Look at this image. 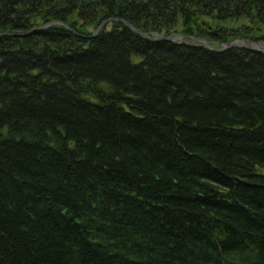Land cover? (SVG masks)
<instances>
[{
    "label": "trees",
    "instance_id": "16d2710c",
    "mask_svg": "<svg viewBox=\"0 0 264 264\" xmlns=\"http://www.w3.org/2000/svg\"><path fill=\"white\" fill-rule=\"evenodd\" d=\"M111 17L199 37L264 0H0V264H264V52Z\"/></svg>",
    "mask_w": 264,
    "mask_h": 264
},
{
    "label": "rangeland",
    "instance_id": "374dc122",
    "mask_svg": "<svg viewBox=\"0 0 264 264\" xmlns=\"http://www.w3.org/2000/svg\"><path fill=\"white\" fill-rule=\"evenodd\" d=\"M206 20L203 21L204 22V26L207 27V24L210 26L211 25V29H214V31L216 33H212L210 31H204L205 33L200 35L199 37H208V39L210 38V40L214 41L213 43L216 44V45H221L222 42H225L229 39H233V38H242L243 35H237V36H232L230 37L229 39H226L225 41H222L223 39H220V35H221V30H220V26L222 27H227V28H230V27H239V26H242V25H246L247 27V33L248 35L246 37H243L245 38L246 42L247 43H250L251 44V41H256L257 44L261 47H264V39L261 38V35L264 34V24H253L250 22V20L246 17H242V18H237V19H228V20H225V21H218V20H215V19H212V18H205ZM107 22V21H106ZM51 23H44L43 24V27H46V26H49ZM251 25V28L250 26ZM179 27V25H178ZM208 28V27H207ZM180 29V28H179ZM215 35H217V37H215ZM195 37H198L197 35ZM182 39H185V38H191L192 40H198V38H194V37H186V36H183L181 37Z\"/></svg>",
    "mask_w": 264,
    "mask_h": 264
},
{
    "label": "water",
    "instance_id": "95a60500",
    "mask_svg": "<svg viewBox=\"0 0 264 264\" xmlns=\"http://www.w3.org/2000/svg\"><path fill=\"white\" fill-rule=\"evenodd\" d=\"M115 18L116 17H111L109 19H105L102 22V24L106 23V21H108V20H113ZM120 20L124 21L126 24H128L129 26H131L132 28H134L138 32L144 33L146 35H151L152 37L176 40V39H182L181 37L186 36L184 33H181V32H176L175 33L176 37H175V36H173L174 33L164 34L162 32H158V31H141L140 29L136 28L133 24H131L125 18H120ZM196 38H198L201 41V43H204L213 49L223 50V49L229 48L231 46H245V47H249V48L254 49V50H260V51L264 52V47L259 46L256 41H251V44H249L245 41L246 39L243 37L242 38L236 37L233 39H229L225 42H222L221 46L214 44L213 41H211L210 39H208L206 37H196Z\"/></svg>",
    "mask_w": 264,
    "mask_h": 264
},
{
    "label": "bare ground",
    "instance_id": "6f19581e",
    "mask_svg": "<svg viewBox=\"0 0 264 264\" xmlns=\"http://www.w3.org/2000/svg\"><path fill=\"white\" fill-rule=\"evenodd\" d=\"M120 18H122V17H120ZM120 18H115V19H113V20H120ZM127 20V19H126ZM122 21V20H121ZM123 23H125L124 21H122ZM130 22V21H129ZM131 23V22H130ZM126 24V23H125ZM132 24V23H131ZM103 25V24H102ZM126 25H128V24H126ZM129 26V25H128ZM130 28H132L131 26H129ZM136 27V26H135ZM137 28V27H136ZM133 30H135L134 28H132ZM135 31H137V30H135ZM142 31V30H141ZM138 32V31H137ZM140 33V32H139ZM173 36H175L176 37V34H174ZM194 38H196V37H194ZM197 39V38H196ZM177 40H182V39H177ZM199 40V39H198ZM200 41V40H199ZM250 44V43H249Z\"/></svg>",
    "mask_w": 264,
    "mask_h": 264
}]
</instances>
